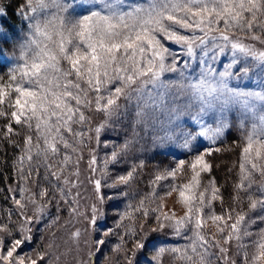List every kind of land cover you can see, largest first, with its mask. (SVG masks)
Segmentation results:
<instances>
[{
    "label": "snow or ice",
    "instance_id": "snow-or-ice-1",
    "mask_svg": "<svg viewBox=\"0 0 264 264\" xmlns=\"http://www.w3.org/2000/svg\"><path fill=\"white\" fill-rule=\"evenodd\" d=\"M8 7L0 8V67L8 68L7 78L0 76V139L19 148L14 125L25 130L18 163L28 166L16 168L26 186L11 197L13 210L0 214V264H53L54 242L35 258L22 248L54 202L51 224L59 222L62 210L84 218V232L97 236L95 253L121 230L113 250L124 264H213V258L236 264L230 247L241 264H264V0H22L20 28L8 21ZM5 45L14 49L12 59ZM94 113L103 117L95 127ZM125 121L129 130L122 141L103 145L110 151L102 158L100 178L96 149L90 148L95 203L83 207L81 148L93 141L99 147L101 134ZM234 126L243 143L232 200H246L248 209L218 214L214 204L223 205L221 187L214 177L206 183L202 177L211 174L208 158L222 151L215 145ZM149 149L190 158L163 170L157 166L150 191L135 205L124 203L139 195L133 189L145 161L115 174L109 166ZM74 166L76 172L66 171ZM185 169L191 175L177 183ZM174 192L185 209L179 217L164 210ZM108 208L114 212L111 227L105 226ZM253 225L261 226L258 233L250 230ZM81 235L79 228L72 233L77 247ZM173 238L185 243L172 246Z\"/></svg>",
    "mask_w": 264,
    "mask_h": 264
},
{
    "label": "rangeland",
    "instance_id": "rangeland-1",
    "mask_svg": "<svg viewBox=\"0 0 264 264\" xmlns=\"http://www.w3.org/2000/svg\"><path fill=\"white\" fill-rule=\"evenodd\" d=\"M259 47V43L257 44ZM14 54V49L10 48L7 50V56L9 59L13 58ZM11 66V65H10ZM8 71V70H7ZM7 72L0 71V76H4L5 79L7 78L6 76ZM103 119L102 115L100 113H94L91 114V121H92V126L95 127L101 120ZM130 119V118H129ZM128 121L123 122L120 126L117 127L116 131H113L111 129L105 130L100 137V146L97 147L95 144V141H93L90 145L88 146H83L81 148L82 152V158L79 160L78 164V172H79V180L83 183V187L80 189L82 195L86 197V199H83L80 201L81 205L83 207H87V205L91 203H95V198L94 194L92 191V186L89 183L88 177L91 175V172L89 170V160H90V148H95L96 149V156H97V161H96V178H100V172L102 168V158L104 157L105 153L107 151H110V149H106L103 147L105 141H112L114 143H120L122 139L125 136V133L128 131ZM118 138L115 140V137ZM204 146L205 147H210L212 145L209 144V142L204 141ZM63 151V149H61ZM155 153L149 149L146 151L144 155L139 156L137 159V154H132L129 156L124 162H122V165L116 168H112L109 166L108 171L110 173H122L126 171L129 167V164H136L139 162V160H144L145 161V167L140 170L139 172V183L134 186L133 192L139 193V195H133L128 198V200L124 201V203H132L135 205L138 200L140 199L141 196L146 195L150 191V185L149 181L153 178L154 171L156 170V167L159 166L161 170L175 167V164L178 159H184L185 156H177L173 157L170 156V159L164 163H161L160 160H156L155 164H148L146 160L148 159H153L155 157ZM59 160V157L56 158ZM209 159V158H208ZM210 160V159H209ZM241 160V158H240ZM239 160V163H240ZM75 161V157L73 158L72 161H69L70 165H73ZM211 162V161H210ZM33 163H36L34 160ZM238 163V164H239ZM14 172L15 174V181L14 183L11 184L9 189L7 191L4 188L0 189V214H3L5 211L8 210H13V202L11 197L16 193V190L21 187H25L26 185L24 182L20 179V176L16 172L17 167H27L28 162L25 161L24 165H20L18 163V160L14 164ZM236 169H239V165H236ZM234 169V168H233ZM43 168H41V172H43ZM66 171L69 172H76L77 167H71L67 168ZM191 175V173L185 169V172L183 174H178L177 177V183H184L187 181V178ZM212 177L215 178L217 186H221V190L223 193V185L220 184V180L218 178V175L213 172H211L210 175L205 174L202 177V182L206 183L209 179ZM257 181H259V176L255 177ZM56 182L53 180V184ZM103 183V181H102ZM44 187H48V184H44ZM32 191H36L35 185H32ZM144 189V191H140L139 189ZM224 197V194H223ZM17 199H19V195L16 196ZM58 199V198H57ZM177 194L174 192L171 197H167L164 201L165 204V211L173 210L175 211L176 215L182 216L185 209L177 203ZM221 205L220 201H216L214 204L215 211L219 214L222 209H229L228 207ZM245 205L242 209L239 208L240 206ZM61 209H64L66 206L61 204L60 205ZM124 204H121V209H123ZM248 209V204L247 201L242 199L241 204L237 206L236 210L237 211H245L247 212ZM108 212V219L106 220V227H111L114 224V212L111 208L107 209ZM31 215V211L28 213ZM57 215V209H56V203L54 202L50 208L49 211L43 220V222L39 224H35L32 226V231H31V236L32 239L31 241L26 244L22 248L23 253H31L33 255V258H35V254L37 252H44V251H49L48 245L50 243H55V247L51 249L53 253V264H79L80 261H84L85 264H124L122 258H121V253L114 251V247L117 244L121 243L120 240V235L121 230L117 229L116 234L112 235L110 237L106 238V243L102 247L101 251L99 253H95V249L93 248V241L97 239L96 233L92 232L89 230L88 232H84V229L88 228V223L87 220H85L82 217H78L76 219H73L70 217L67 213L66 210H62L59 212V222L56 223L55 225L51 224V221L55 219ZM251 216H255L256 213H251ZM12 219L14 221L19 222V217L17 215H13ZM127 223V222H126ZM154 226V225H153ZM208 226L211 232L215 233L216 232V227L212 224L211 221H208ZM259 225H253L251 227V231L253 233H258L259 231ZM79 228L82 232L81 238H80V243L79 246L77 247L76 244H74L71 236L72 233L75 231V229ZM54 233V235H53ZM254 239L256 237H253ZM218 239H221V244H223V239L218 236ZM84 241H87V245L84 243ZM185 242L183 240H179L178 238H173L171 240L172 246L176 245H182ZM125 244L127 247H131V243L128 240L127 237H125ZM71 249V251H69ZM90 252L95 253L92 256H89L88 254ZM229 256L232 257L236 261V264H241L240 261V256L237 255L235 247H230L229 249ZM59 257V261L55 260V257ZM142 259V257H140ZM213 264H220V261L216 260L213 258Z\"/></svg>",
    "mask_w": 264,
    "mask_h": 264
},
{
    "label": "trees",
    "instance_id": "trees-1",
    "mask_svg": "<svg viewBox=\"0 0 264 264\" xmlns=\"http://www.w3.org/2000/svg\"><path fill=\"white\" fill-rule=\"evenodd\" d=\"M22 0H0V8L5 7L6 5H10L8 7V21L12 24H15L17 28L21 27V21L18 19L19 10L17 9V5L21 4ZM15 11V15L13 11ZM248 42V41H246ZM259 47L258 45H256ZM10 48L9 45H5V49L8 50ZM8 68L0 67V71L7 72ZM5 121L0 119V129H2ZM16 127V131L20 132L19 136H13L12 139L20 145L19 148L11 146L6 141L0 139V189L4 188L6 191L9 189L12 183L15 181V172H14V164L18 160V157L22 154V150L24 148V140L23 136L26 134L25 130L21 129L18 126ZM241 133L237 127H233L230 133L226 132L225 136L222 137V142H218L215 147H219L222 149L219 153H213L211 157H209L211 163L213 164V172L218 175L220 180L219 185H223V203H225V207L228 208H237V204L232 200L233 193V185L238 182V173L239 169H236V165H239V160L241 158V145L243 142L240 139ZM115 137V140L118 138ZM224 149H229L228 151H223ZM190 157H185L184 159H189ZM170 159V156L156 154L153 159L146 160L148 164H155L156 160H160L161 163H164ZM234 168V169H233ZM231 169V171H229ZM221 187V186H219ZM222 188V187H221ZM140 191H144V189H139ZM241 202L239 203V205ZM245 205L240 206L239 208H243ZM245 208V207H244Z\"/></svg>",
    "mask_w": 264,
    "mask_h": 264
}]
</instances>
